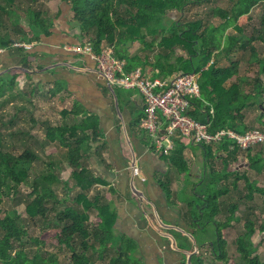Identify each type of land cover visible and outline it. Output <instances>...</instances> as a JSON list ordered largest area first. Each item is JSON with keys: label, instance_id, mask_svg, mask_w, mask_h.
<instances>
[{"label": "trees", "instance_id": "1", "mask_svg": "<svg viewBox=\"0 0 264 264\" xmlns=\"http://www.w3.org/2000/svg\"><path fill=\"white\" fill-rule=\"evenodd\" d=\"M0 1L3 3L0 4V15L8 14L11 25H15V33L24 34L22 28L16 27L18 19H13L17 17L13 7L17 1L19 3L22 1ZM64 1L71 7L73 20L81 30L82 41L91 43L96 52L105 46L111 47L114 56L125 63L127 72L138 67L144 70L149 67L153 72L150 78L155 79L168 77L173 71L184 74L202 71L199 80L201 95L199 98L191 99L190 116L207 124L210 134L229 129L243 135L248 131L257 130L247 125L245 114L253 110L260 111L263 106L264 87L259 78L264 75V60L263 62L258 60L257 50L252 43L258 40L264 45V6L259 21L260 26L253 27L249 35L244 33V27L251 19V10L260 3L264 5V0H230L229 9L216 5L212 8V13L224 22L218 27L209 25L202 32H200L201 21L182 25L178 20H171L170 26L166 25L168 14L173 11L184 12L191 4V0ZM27 10L29 34H33L34 39H38L41 33H47L48 25L41 17L42 12L29 8ZM230 26L235 27L237 34H225ZM0 34H2L1 30ZM6 34L0 35L1 48L12 44ZM136 42L143 44L146 50L155 47L168 50V54L164 55L165 62H162V56H158L157 61L153 63L148 58L143 60L139 56H129L127 50ZM175 47L186 50L189 57H180L179 62L173 65L169 63V53ZM238 50H248L247 63L256 62L259 66L258 79L251 84L240 74L241 62L234 58ZM29 51L23 52L21 70L8 71L0 76V99L9 93L13 100L21 98L30 102V99L37 96L40 88L31 79V74L38 68L37 55ZM224 60L229 65L222 66ZM19 76L22 78L21 87L18 82ZM229 82L232 83L228 87ZM246 87H252L253 95L245 90ZM56 92V90H48L45 94L51 98ZM57 112L62 124L58 126L46 124L45 135L40 138L38 145L44 150L47 145L57 143L64 150L62 159L57 162L51 155L48 156L51 161L47 163V169L34 178H31L33 164L41 156L33 149V142L30 143L34 137L31 136L29 142L30 131L20 133L24 150L19 155L5 150L0 134V264H60L58 256L47 248L52 241L68 249L72 264H96V259L105 258L111 248H114L116 255L110 257V264H139L132 255L135 246L130 245L129 242L121 246L114 239L115 215L110 203H101L98 194L93 200L88 197L91 188L107 184L103 179L94 176L88 167L91 144L96 143L100 134L98 125L91 117L78 118V113L74 109ZM141 119L134 122L139 129ZM263 119L262 114L256 117L255 122L264 129ZM26 138L28 141L25 140ZM175 145V149L169 155L170 162L179 173L187 174L188 163L185 159L187 146L179 140ZM195 146L201 149L205 166V179L197 184L195 193L197 194V189L201 188L208 196V200L205 196L201 197L210 213H204L199 209L201 213L197 214L196 218L199 221L202 218L204 224L208 220H213L217 227L220 223L216 221V217H224L225 221L221 225L225 227L230 226L233 221L239 222L242 219L236 215L239 205H228L223 199L229 196L230 189L238 191L240 182L245 183L246 194L238 202L249 204L253 201V195H259L263 198L260 212L263 215L264 189H259L254 182H250L247 172L262 176L264 179V148L257 147L255 148L258 149L257 151L252 149L243 153L238 148L232 149L231 143ZM223 155L225 158L222 157ZM64 162L69 168H73V176L81 192L74 199L75 206H66L62 210H57L54 205L48 206V204L49 201L57 199L54 186L60 182L57 172L62 169L60 163ZM243 163L247 168L240 171L239 168ZM205 187L212 192L207 194L208 190ZM23 191H26L25 195H21ZM113 191V188H109L102 199H109ZM10 196L20 198V202L25 204L23 214L28 220H25L17 209L8 211L3 208L5 199ZM188 206L193 209V204ZM91 211L97 213L94 221L91 220ZM247 211L242 219L245 221V232L235 241L240 257L239 264H264V261L259 260L256 255L252 256L256 250L252 242L253 237L256 234L262 235L264 242V219L254 221L250 218V209ZM36 218H40L44 225L39 235L31 234L28 226V222H34ZM216 233V242L206 247L213 251L212 256L215 260H227V239L219 227ZM204 247L198 246L196 249L200 251ZM191 264H204V262L196 253L191 256Z\"/></svg>", "mask_w": 264, "mask_h": 264}, {"label": "crops", "instance_id": "2", "mask_svg": "<svg viewBox=\"0 0 264 264\" xmlns=\"http://www.w3.org/2000/svg\"><path fill=\"white\" fill-rule=\"evenodd\" d=\"M42 13L48 30L38 39L29 34L27 18H13L18 19L16 23L24 34H6L12 44L0 47V76L22 68L25 50L13 47V43L30 45L29 52L37 55L38 64L31 74L34 84L45 91H57L51 99L57 102L58 110L74 109L78 118L91 117L98 125L100 134L96 143L91 144L88 167L94 176L107 183L99 185L104 189L103 195L109 188L114 190L106 199L115 215L114 239L121 246L127 242L134 245L132 255L139 264H186L185 258L198 253V246L213 243L207 231L216 225L213 220L206 224L203 219L199 221L193 215L194 210L186 204L197 184L205 179V168L203 176L198 177L196 173L198 163L203 162L201 149L179 140L187 146L185 159L188 163L187 174L179 173L170 162L171 153L166 156L156 152L146 134L134 124L145 115L141 94L136 90L109 88L90 58L66 49L83 42L71 7L64 2L57 5L50 16L44 10ZM131 47L127 53L134 57ZM137 69L147 77L153 74L151 68ZM176 74L179 73L173 71L161 78ZM18 82L21 87V76ZM132 167L138 168V175L133 174ZM242 167L247 168L244 163ZM178 195H183L182 203ZM216 221L224 223L221 217H216ZM193 249L196 250L193 252Z\"/></svg>", "mask_w": 264, "mask_h": 264}, {"label": "rangeland", "instance_id": "3", "mask_svg": "<svg viewBox=\"0 0 264 264\" xmlns=\"http://www.w3.org/2000/svg\"><path fill=\"white\" fill-rule=\"evenodd\" d=\"M22 2L19 3V1L15 4V10L16 14L19 17L27 18L28 14V8L34 11H40L43 12V10L50 16L54 8L56 9V6L60 3H64V0H21ZM0 4L3 5V3L0 1ZM216 5L222 6L224 8H230V0H209L208 2L201 0H191V4H189L184 12H178L173 11L168 14L166 17V25L170 26L171 20H178L182 23V25H188L191 22L194 21H201L202 27L200 28V32L205 31V29L209 25H214L215 27L220 26L224 21L220 17H215L212 13V8ZM19 6V7H18ZM263 3L258 4L255 6L251 12V19L245 24V32L246 35H249L252 32V28H258L260 26V18L261 15H263ZM27 10V11H26ZM45 14V15H46ZM43 17V13L41 14ZM73 15V13H72ZM47 16V15H46ZM46 17H44V20ZM14 22V20H13ZM19 27V25H16V27ZM0 30L2 31V34H15V25L12 26L11 22L9 21L8 14H2L0 15ZM218 34V33H217ZM226 35H233L237 34V31L234 26H230L225 31ZM255 46V49L257 50V58L260 62H263L264 60V45L261 43V41H254L252 43ZM168 50H165L163 48L155 47L152 50H146L144 49L143 44L140 42H136L131 47V52L135 56H139L141 59L148 58L150 62H156L158 56H162L161 60L164 63V55ZM188 52L182 48L175 47L171 53H169V63L171 64H177L179 62V58H188L189 55ZM133 55V56H134ZM236 60H239L241 62V76L245 77L247 82H250V84L258 79V72H259V66L258 64L247 63V60L249 59V52L248 50H238L236 55L234 56ZM197 63V62H196ZM222 66H227L229 63L224 60L222 62ZM149 69V67H148ZM262 82V85L264 87V75H262L261 78H259ZM232 82H229L228 87L231 85ZM117 90L120 88L115 87ZM121 90V89H120ZM246 91L251 93L253 95L252 87H246ZM37 96L33 97V100L30 102L29 100L24 99H18L15 98L14 100L11 99V94L5 95L3 98L0 99V134L2 135L3 144L6 147L5 150H9L14 154H21L24 150L23 146V138L20 133L22 132H29V142L30 137H34V140H32L30 143L33 142V149L38 152L41 156V158L34 162V170L31 178H34L38 176L39 174L43 173L47 169V163L51 161V158L48 156H52L53 160L59 162L62 159V154L64 153V150L61 149L57 143L47 145L44 150L41 149V146L38 145V142L40 141V138H42L45 135V125L49 124L52 126H58V124L62 123L61 118L58 114V108L57 102L45 94V89L40 88L38 91ZM15 93V92H13ZM53 103V104H52ZM20 108H24L23 110ZM252 111V110H251ZM264 115V96H263V106L260 108V111L253 110L252 112L246 113V123L249 127L252 129L261 130L264 132L263 127H260L255 122V119L257 116ZM31 118V119H30ZM12 122V123H11ZM264 123V119L262 120ZM142 134H146L144 130H140ZM14 136H13V135ZM147 136V134H146ZM25 140L28 141V138ZM26 143V142H25ZM258 149H254L253 151H257ZM86 164V162H85ZM62 169L57 172L60 182L54 186L55 192L57 195V199L55 201L50 202L48 206L54 205L57 210H62L66 206H75L76 203L74 202V199L76 196L81 192V189L79 186L76 185V180L73 176V168H69L65 162L62 164ZM246 169L242 167L241 171H244ZM247 178L250 182H254L256 187L259 189H264V179L262 176H256L252 172H247ZM189 182L188 177L184 178ZM168 188V187H167ZM206 190H208V193H211L212 191L208 189V187H205ZM231 193L229 196L225 197L223 201H226L228 205H239V210L237 212V216L243 218V214H247V209H250L251 217L254 221H262L264 219V214L261 215V209L263 205V198L259 195H253V201L251 203H239V199L243 198L246 194L245 192V183L240 182L238 184V191H235L233 189H230ZM26 191L21 194L25 195ZM99 195L101 197V203H107L106 199H102V196L104 194V189H101L99 186H95L91 188L88 192V197L93 200L95 195ZM169 196L171 199L173 198V195L169 192ZM201 196H205V198L208 200V196L202 192L201 188L197 189V194L194 192V194H190L188 197L189 201L186 202L187 205L189 203L193 204L194 209V217H197V214H200L201 212L199 209H202L204 213L210 214L208 206L206 207V202L203 200ZM178 200L182 203L184 200L183 195L177 196ZM177 204V203H176ZM3 208L5 210L11 211L13 209H17L19 213L23 215L25 220H28L24 213L25 211V204L20 202V198H13V196H10L9 198L5 199ZM54 215V214H53ZM91 220H96L97 213L96 211L90 212ZM202 219V218H201ZM240 220L239 222L233 221L230 226L225 227L224 225L219 224L218 227L221 229L223 235L226 236L227 239V249H226V255L227 260H215L212 256L213 251L209 250L208 247L202 248L197 254L202 257V260L204 264H239L240 257L236 250V239L241 236L244 232V220ZM199 220V219H198ZM210 220L206 221L209 222ZM221 221L224 222V217L221 218ZM28 226L30 229V233L33 235H39L40 232L43 230V223L40 218H36V221H29ZM218 227L210 226L208 228V231L212 236L213 243L216 242V232L218 230ZM214 234V237H213ZM262 235H255L252 239L253 244L256 246V250L253 252L252 256H257L259 260L264 261V242L262 241ZM117 242V241H116ZM118 243V242H117ZM180 242L178 241L179 245ZM180 246V245H179ZM47 248L55 253L58 258L60 264H72L71 259V253L68 251L65 247H60L55 242H50L47 245ZM204 249V250H203ZM209 250V251H208ZM116 251L114 248H111L108 253H106L105 258L103 259H96V264H110V257L116 255ZM185 258V261L187 260ZM226 262V263H225ZM187 264V262H186Z\"/></svg>", "mask_w": 264, "mask_h": 264}, {"label": "built area", "instance_id": "4", "mask_svg": "<svg viewBox=\"0 0 264 264\" xmlns=\"http://www.w3.org/2000/svg\"><path fill=\"white\" fill-rule=\"evenodd\" d=\"M13 47L30 50L31 46L16 42ZM67 50L77 56H87L95 63L109 87L138 91L145 103V115L140 121L156 152L168 156L175 147V140L187 145H222L231 143L245 153L257 147L264 148V132L248 131L240 135L229 129L210 134L208 125L193 119L191 99L199 98L201 72L179 73L169 78L145 76L140 69L125 70V63L114 56L109 46L96 52L89 42L69 45ZM134 175L139 170L132 167Z\"/></svg>", "mask_w": 264, "mask_h": 264}, {"label": "water", "instance_id": "5", "mask_svg": "<svg viewBox=\"0 0 264 264\" xmlns=\"http://www.w3.org/2000/svg\"><path fill=\"white\" fill-rule=\"evenodd\" d=\"M198 166H199V170H197L196 173L198 174V177H201V176H203V170H204L205 166H204L203 162L202 163L199 162ZM192 255L193 254H189V256H188L189 258H188L187 264H191L190 258H191Z\"/></svg>", "mask_w": 264, "mask_h": 264}, {"label": "clouds", "instance_id": "6", "mask_svg": "<svg viewBox=\"0 0 264 264\" xmlns=\"http://www.w3.org/2000/svg\"><path fill=\"white\" fill-rule=\"evenodd\" d=\"M109 88H111V87H109Z\"/></svg>", "mask_w": 264, "mask_h": 264}]
</instances>
